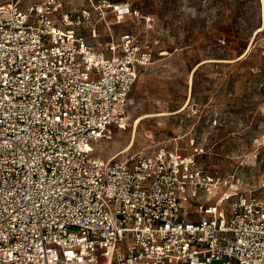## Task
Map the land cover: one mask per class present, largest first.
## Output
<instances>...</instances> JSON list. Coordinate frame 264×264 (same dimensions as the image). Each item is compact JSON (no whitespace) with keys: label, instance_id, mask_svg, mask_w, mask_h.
<instances>
[{"label":"built area","instance_id":"built-area-1","mask_svg":"<svg viewBox=\"0 0 264 264\" xmlns=\"http://www.w3.org/2000/svg\"><path fill=\"white\" fill-rule=\"evenodd\" d=\"M87 1L0 3V264H264V190L196 151L94 156L159 39L103 38L110 15L152 18Z\"/></svg>","mask_w":264,"mask_h":264},{"label":"rangeland","instance_id":"rangeland-1","mask_svg":"<svg viewBox=\"0 0 264 264\" xmlns=\"http://www.w3.org/2000/svg\"><path fill=\"white\" fill-rule=\"evenodd\" d=\"M129 1L153 28L144 32L145 21L135 17L109 18L114 38L134 31L159 43L131 89L128 124L93 144L94 156L180 149L194 138L185 153L196 151L200 166L264 190V2Z\"/></svg>","mask_w":264,"mask_h":264},{"label":"crops","instance_id":"crops-1","mask_svg":"<svg viewBox=\"0 0 264 264\" xmlns=\"http://www.w3.org/2000/svg\"><path fill=\"white\" fill-rule=\"evenodd\" d=\"M67 1H69V0H67ZM131 2V1H130ZM90 3V2H89ZM132 3V2H131ZM132 5H133V3H132ZM134 6V5H133ZM126 16H129V15H126ZM126 16H121V17H126ZM116 16H113V15H110V16H108V19L110 18V19H113V18H115ZM117 17H120V16H117ZM131 17V16H130ZM99 27H100V31H101V34L103 35V38H106L105 36H107L108 37V35L110 34V33H112L111 31H109L108 29H107V27L104 25V23L103 22H101V23H99ZM122 34V33H121ZM120 34V35H121ZM113 35V34H112ZM119 35V36H120ZM113 38H114V36H113ZM119 37H117V38H114V40H117ZM155 46V45H154ZM153 46V47H154ZM153 57V56H152ZM151 60H152V58H151ZM150 63H148V64H146V65H143V66H140L139 67V71H138V73L140 72V70L142 69V68H144V67H146L147 65H149ZM201 64V63H200ZM199 64V65H200ZM199 65H197V66H199ZM196 68V67H195ZM194 68V69H195ZM137 76H138V74H137ZM137 78V77H136ZM135 81H136V79H135ZM135 81H134V83H135ZM134 83H133V85H134ZM133 85H132V87H133ZM132 89V88H131ZM147 116V115H146ZM176 139V138H175ZM193 141H194V138H189V141L188 142H186V145L187 146H192L193 145ZM186 146V147H187ZM178 148L177 146H175L174 148H177V149H179L180 151H182V152H184L185 153V150H187V148ZM189 152H193V151H189ZM186 153H188V152H186ZM197 153V152H196Z\"/></svg>","mask_w":264,"mask_h":264},{"label":"bare ground","instance_id":"bare-ground-1","mask_svg":"<svg viewBox=\"0 0 264 264\" xmlns=\"http://www.w3.org/2000/svg\"><path fill=\"white\" fill-rule=\"evenodd\" d=\"M262 2H264V0H262ZM147 115H150V114H147ZM143 116H139L136 121H135V125L140 121V119L142 118ZM131 145V144H130Z\"/></svg>","mask_w":264,"mask_h":264}]
</instances>
